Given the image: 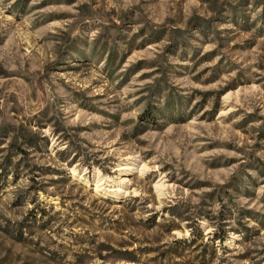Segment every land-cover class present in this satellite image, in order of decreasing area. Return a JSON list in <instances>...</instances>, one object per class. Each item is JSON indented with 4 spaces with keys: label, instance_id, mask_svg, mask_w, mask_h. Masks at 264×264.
Masks as SVG:
<instances>
[{
    "label": "rangeland",
    "instance_id": "rangeland-1",
    "mask_svg": "<svg viewBox=\"0 0 264 264\" xmlns=\"http://www.w3.org/2000/svg\"><path fill=\"white\" fill-rule=\"evenodd\" d=\"M0 264H264V0H0Z\"/></svg>",
    "mask_w": 264,
    "mask_h": 264
},
{
    "label": "bare ground",
    "instance_id": "bare-ground-1",
    "mask_svg": "<svg viewBox=\"0 0 264 264\" xmlns=\"http://www.w3.org/2000/svg\"><path fill=\"white\" fill-rule=\"evenodd\" d=\"M96 190L99 191V188H97Z\"/></svg>",
    "mask_w": 264,
    "mask_h": 264
}]
</instances>
